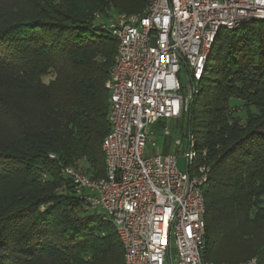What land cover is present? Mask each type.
<instances>
[{
  "label": "trees",
  "instance_id": "1",
  "mask_svg": "<svg viewBox=\"0 0 264 264\" xmlns=\"http://www.w3.org/2000/svg\"><path fill=\"white\" fill-rule=\"evenodd\" d=\"M150 2L0 0V264H124L113 225L84 207L61 168L82 162L105 177L117 43L93 14L143 13ZM200 83L208 90L182 115L189 138L203 128L202 258L264 264V20L225 31Z\"/></svg>",
  "mask_w": 264,
  "mask_h": 264
},
{
  "label": "built area",
  "instance_id": "2",
  "mask_svg": "<svg viewBox=\"0 0 264 264\" xmlns=\"http://www.w3.org/2000/svg\"><path fill=\"white\" fill-rule=\"evenodd\" d=\"M93 19L117 43L105 84V177L94 179L73 165L63 166L61 174L70 179L72 193L86 209L113 225L124 249V264H171V238L176 264H215L201 254L208 169L200 165L191 172L197 156L191 150L186 172L178 170L174 155L145 157L144 150L152 134L149 127L161 118L180 117L200 94L218 33L264 20V0H151L143 13H117L103 21L95 12ZM181 65L190 82L185 95ZM164 134H169L167 126ZM48 156L56 158L53 153ZM233 264H257V259Z\"/></svg>",
  "mask_w": 264,
  "mask_h": 264
},
{
  "label": "rangeland",
  "instance_id": "3",
  "mask_svg": "<svg viewBox=\"0 0 264 264\" xmlns=\"http://www.w3.org/2000/svg\"><path fill=\"white\" fill-rule=\"evenodd\" d=\"M103 21L107 20L103 19ZM225 31L226 30L220 31L216 40V44L219 43L220 37ZM179 79L182 86L181 92L185 95L187 93L190 82L188 79L187 71L183 65H181ZM199 88L204 92L208 90V88L202 83H200ZM202 110L203 107L199 106L198 108L194 109V114L199 115L201 114ZM239 114H241V112H239ZM165 126H167L169 129L168 135L164 134ZM202 129L203 128L201 126H195L189 138L187 134V113H184L182 116L172 119L161 118L158 120V122L149 127V130L152 131V134H150L147 139L144 156L149 157L157 154L158 152L161 154H172L176 157V165L178 170L181 172H186L188 164V151L191 150L198 153L201 149L203 136ZM177 141H179V144L177 143ZM196 165V161L193 162L192 166L190 165V170L192 173H195ZM78 166L82 168L83 163L80 162ZM204 166L206 169L208 168L206 165ZM176 256L177 250L173 238H171L169 243V259L171 261V264H176V262L174 261Z\"/></svg>",
  "mask_w": 264,
  "mask_h": 264
},
{
  "label": "crops",
  "instance_id": "4",
  "mask_svg": "<svg viewBox=\"0 0 264 264\" xmlns=\"http://www.w3.org/2000/svg\"><path fill=\"white\" fill-rule=\"evenodd\" d=\"M158 153H159V152H158ZM158 153H157V154H158ZM160 154H161V153H160Z\"/></svg>",
  "mask_w": 264,
  "mask_h": 264
}]
</instances>
